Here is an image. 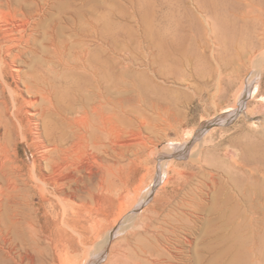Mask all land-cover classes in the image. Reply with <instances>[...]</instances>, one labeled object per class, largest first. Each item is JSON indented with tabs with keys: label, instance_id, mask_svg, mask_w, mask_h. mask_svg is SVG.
Here are the masks:
<instances>
[{
	"label": "rangeland",
	"instance_id": "374dc122",
	"mask_svg": "<svg viewBox=\"0 0 264 264\" xmlns=\"http://www.w3.org/2000/svg\"><path fill=\"white\" fill-rule=\"evenodd\" d=\"M49 17L69 68L40 73L60 102L120 103L140 152L137 192L73 243L72 264H139L140 246L160 264H264V0H53Z\"/></svg>",
	"mask_w": 264,
	"mask_h": 264
},
{
	"label": "bare ground",
	"instance_id": "6f19581e",
	"mask_svg": "<svg viewBox=\"0 0 264 264\" xmlns=\"http://www.w3.org/2000/svg\"><path fill=\"white\" fill-rule=\"evenodd\" d=\"M52 5L53 0H0V264H72L73 243H90L87 230L99 233L108 211L123 208L137 192L130 174L140 152L127 134L129 113L105 92L68 93L60 102L54 83L38 70L47 66L53 72L68 60L63 35L47 19ZM18 139L36 153L28 163L14 153ZM138 248L139 264H160L156 250Z\"/></svg>",
	"mask_w": 264,
	"mask_h": 264
},
{
	"label": "water",
	"instance_id": "95a60500",
	"mask_svg": "<svg viewBox=\"0 0 264 264\" xmlns=\"http://www.w3.org/2000/svg\"><path fill=\"white\" fill-rule=\"evenodd\" d=\"M221 120H223L222 118H219V120L218 121H220L221 122Z\"/></svg>",
	"mask_w": 264,
	"mask_h": 264
}]
</instances>
